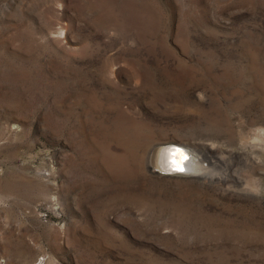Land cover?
Segmentation results:
<instances>
[{"label": "rangeland", "instance_id": "obj_1", "mask_svg": "<svg viewBox=\"0 0 264 264\" xmlns=\"http://www.w3.org/2000/svg\"><path fill=\"white\" fill-rule=\"evenodd\" d=\"M0 264H264V0H0Z\"/></svg>", "mask_w": 264, "mask_h": 264}, {"label": "bare ground", "instance_id": "obj_2", "mask_svg": "<svg viewBox=\"0 0 264 264\" xmlns=\"http://www.w3.org/2000/svg\"><path fill=\"white\" fill-rule=\"evenodd\" d=\"M167 141V140H166ZM175 143V144H170ZM175 145V146H172ZM184 145L177 143V142H162L158 143L157 146L153 149L154 153H156V161L157 158L160 161L163 166L168 167L169 169L172 167V165H176V167H179L180 163L183 162L186 157V154L183 152L182 147ZM186 146H184L185 148ZM181 148V150H180ZM190 160H186L184 163V166H189ZM196 162V161H195ZM198 163V162H197ZM196 166V165H195ZM181 167H179L180 169Z\"/></svg>", "mask_w": 264, "mask_h": 264}]
</instances>
